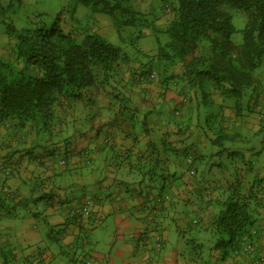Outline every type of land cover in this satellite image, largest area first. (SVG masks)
Instances as JSON below:
<instances>
[{
	"label": "trees",
	"instance_id": "16d2710c",
	"mask_svg": "<svg viewBox=\"0 0 264 264\" xmlns=\"http://www.w3.org/2000/svg\"><path fill=\"white\" fill-rule=\"evenodd\" d=\"M71 1L89 8L97 20L105 18L107 28L117 30L120 43L108 41L96 27L67 31L63 12L50 28L18 33L12 55L0 57V137L6 138L0 148L11 151L9 157L18 151L23 157L43 151L39 167L62 170L60 174L71 170L74 151L79 155L103 151L106 161L126 164L147 181L148 188L156 189L155 214L171 198L170 193L161 196L163 192L184 186L185 202L198 213L193 222L198 230L211 234L209 242L221 253V260L233 253L253 252L256 226L264 213V167L260 172L251 169L253 160L248 158L252 155L234 143L245 136L237 124L247 121L258 105L262 107L258 123H264V94L256 91L255 77V71L264 66V0H158L157 7L147 10H138L132 0ZM162 12L169 13L165 25L159 24ZM68 13L75 23L76 8ZM234 16L245 21L240 44L232 41L238 30ZM172 83L180 85L179 93L185 95L191 110L173 107L177 115L184 113L175 123L168 122L163 112L169 102L152 100L165 97ZM135 92L146 102L142 106L133 103ZM227 108L236 119L231 130L222 125ZM202 111L207 122L204 129L215 133L211 144L236 157V173L221 165L214 174L216 183L206 175L198 178L199 164L207 155L188 143L190 134L169 130L171 124L190 126L193 112L198 122ZM262 128L258 124L249 129L255 133ZM87 134L88 146L79 149L76 138ZM5 164H0V171L13 174V164ZM183 167L191 181L183 179ZM177 175L181 185L176 183ZM41 185L37 189L43 192ZM155 236L154 248L159 250L163 236ZM194 245L193 253L201 255L205 244ZM9 257L10 253L4 254V264H11Z\"/></svg>",
	"mask_w": 264,
	"mask_h": 264
},
{
	"label": "crops",
	"instance_id": "0c3cea01",
	"mask_svg": "<svg viewBox=\"0 0 264 264\" xmlns=\"http://www.w3.org/2000/svg\"><path fill=\"white\" fill-rule=\"evenodd\" d=\"M77 152L72 154L71 170L60 174L62 170L55 172L39 167L37 163L43 151H36V157H23L19 151L9 157L11 151L0 148V164L5 161V165L14 166L9 176L0 171L3 219L0 230L4 232L0 233V244L12 248L11 261L17 264H210L206 261L208 255L217 264L220 261L255 264L264 256V213L256 226L258 242L253 252L233 253L221 260V253L213 250L211 244L210 253L206 254L204 248L201 255H195L187 244L179 248L173 244L167 246L173 231L165 226L178 216L177 206L168 203L155 214L154 200L159 193L148 188L147 181L138 178L129 166L106 161L103 151H84L80 155ZM262 167L264 162L259 168ZM41 183L43 192L37 189ZM176 191L179 195L176 202H185L186 188L179 186ZM45 193L44 199L33 201ZM86 200L92 202L91 215L71 217ZM23 205H27L25 213L17 210ZM107 220L115 228L111 242L107 243L111 248L105 251L100 249L103 241L92 233ZM157 220H164L161 227H157ZM179 221L178 233L182 234V229L190 228L189 220ZM157 234L163 236V244L156 251ZM91 235L93 239L89 238Z\"/></svg>",
	"mask_w": 264,
	"mask_h": 264
},
{
	"label": "rangeland",
	"instance_id": "374dc122",
	"mask_svg": "<svg viewBox=\"0 0 264 264\" xmlns=\"http://www.w3.org/2000/svg\"><path fill=\"white\" fill-rule=\"evenodd\" d=\"M132 4L136 6L138 10H147L150 9V6H156L158 4V0H132ZM76 8V20L75 23L78 25L76 26L75 23H73L69 17L68 9L71 8ZM63 12V15L65 17L62 19L63 20V26L64 28L69 31L71 30V27H83V28H89L90 30L92 29H98L99 32H101V35L107 39L108 41L114 43V44H119L120 43V38L117 30L111 26L107 28V20L104 18H101V20H97L96 16L92 14V11L89 8H86L85 6L72 2L71 0H0V57L1 58H6L7 56H11V48L14 42L16 41L17 34L27 30V29H32L34 27H42L44 26L45 28H50L55 20L57 19L58 15ZM169 21V13L168 12H162L160 15V25H165ZM35 22V25H34ZM109 22L108 24H110ZM234 25L237 27L236 29L237 32L232 36V41L235 44H240L242 42V33L241 30L244 28L245 21L244 18L234 16L233 19ZM165 41L167 40L166 37H164ZM152 40L154 41V38L152 36ZM147 42V41H146ZM144 43V42H143ZM155 42H153L154 44ZM156 44V43H155ZM157 45V44H156ZM145 46V43H144ZM146 49L148 51V46L146 43ZM128 48L131 49L129 46ZM255 77L258 80V86H257V92L259 94H264V66L259 67L255 71ZM118 85L119 83L116 82ZM179 84L176 86L175 84L172 83V86L167 90L165 97H159L160 99H152L154 101L160 102V101H165L169 102L168 104L165 105L167 107V111H163L167 113L166 119L168 122H174V119H179L182 112L180 114H176L175 111H172L173 107L178 106L182 110H189V102H185L184 100L185 95H181L179 93ZM133 98V103H138L139 105L146 103V102H141L140 99L141 97L137 94V92L132 95ZM142 100V99H141ZM249 100V99H248ZM248 100L245 102L244 106L247 104ZM182 102H184L182 104ZM142 106V105H141ZM150 104L147 103V110L150 108ZM262 109L261 106H256L254 108V112L250 113V117L247 119V121H241V126L240 123L237 124V130L239 132H243L245 135L242 140H237L234 144V146L238 147L240 150L245 149V151H249L248 155H252V159L249 156L248 160H253L251 161L252 168H255V172L259 169L260 166H262V163L264 162V123H258V117L260 110ZM191 110L188 111V113ZM203 112V111H202ZM184 115V113H182ZM192 115V121L190 126H187L185 128L186 124H183L179 128V124H171L169 127L170 131L173 132H178L179 129L185 131V135L188 136L190 134V140L188 141L189 144L194 145L195 147H198L201 149V152H205L207 155V158H205L204 161L199 164V173H198V178H203L206 175V178L214 183H216V177L215 173L219 170L221 165H227L230 167L231 171L233 174L236 173L237 171V166L235 163V155L232 154L231 151H226V154L224 152L223 154V147L221 148L220 146L216 144H211V141L215 138V133L212 129H208L206 131L207 127V122L205 119V112H203L201 119L197 122L196 119V113H191ZM183 117V116H182ZM196 119V120H195ZM176 120V121H177ZM235 116L232 113L231 109L227 108V111H225V117L222 122V125L225 126L228 130H231L234 125H235ZM177 123V122H176ZM101 124V123H100ZM161 124H166V121L164 122L161 118ZM258 124L261 126L262 130L260 131H255V133L250 131V127H255L258 128ZM99 127V125H97ZM96 126V127H97ZM205 128V129H204ZM78 129V128H77ZM80 129V127H79ZM178 129V130H177ZM78 131V130H77ZM168 131V130H167ZM206 131V132H204ZM233 131V130H232ZM79 132V131H78ZM80 133V132H79ZM94 133V131H93ZM89 136L90 134H87L85 136H81L76 138L78 139V147L79 149H85L88 144H89ZM156 137V141L158 140L159 136L156 134L154 135ZM104 139V135L101 137ZM6 138L5 136L0 137V147L1 145L5 142ZM160 143V142H159ZM161 144V143H160ZM177 146H180L177 144ZM230 148V147H229ZM227 148V149H229ZM228 153V154H227ZM214 156V157H212ZM223 161L224 163L220 164V162ZM256 162V163H255ZM99 164V163H98ZM256 164V166H255ZM259 164V165H257ZM225 170V169H223ZM181 172L182 177L185 181H191L190 177H188L189 171L186 170V167H183ZM248 176H251V171ZM179 177V182L176 181L178 185L180 184L181 178L180 175H177ZM157 182L161 185V180H157ZM1 188V187H0ZM156 190V189H155ZM1 191V190H0ZM171 194V198L168 200L170 204L176 205V211L178 216L173 220V223H167L165 228L167 230H172V238H171V243L167 244V246H170L171 244L179 247H183L184 245H189L192 249V251H195L194 248H196V245L200 242L205 244V252L206 254L210 253V242L209 240L211 239V234L209 232L203 231V230H198L197 226L194 224L196 220V216L198 215L197 212L193 209L192 206H189V204L183 202L180 203L179 201L176 202L177 197H179L178 192L176 190H168L165 191L161 194V196H164L166 194ZM188 194V193H187ZM159 195V194H158ZM157 195V197H158ZM30 205V204H28ZM17 210H20V212L25 213V208L24 206H19L17 207ZM185 218L189 220V229H182V234L178 233V230L180 229V221L179 219ZM176 220V221H175ZM194 221V222H193ZM162 222V223H161ZM164 220H157L156 224L157 227H161L163 224ZM0 223L3 225V219L0 213ZM110 224V226H109ZM114 224L112 225V221L107 220L104 224L99 225L94 231L93 235L98 237L101 242L100 243V249L102 250H109L111 247L107 243L112 238V232L114 230ZM4 233L3 231L0 230V233ZM179 234V236H178ZM92 237L89 236V238L93 239ZM0 237V242H1ZM194 239H197L196 242H192ZM111 242V241H110ZM254 242H258V238L254 237ZM12 248H5V246H2L0 244V264H4V254L10 253ZM157 251V250H156ZM210 257V256H209ZM207 255L206 261H210L209 263L211 264L212 259L209 258ZM209 258V259H208ZM9 262L11 264H17L16 261H11V257L8 258ZM201 262V261H200ZM212 264H217L215 261ZM220 264L221 263L220 261ZM257 264V263H255ZM263 264V263H259Z\"/></svg>",
	"mask_w": 264,
	"mask_h": 264
},
{
	"label": "built area",
	"instance_id": "2783aa9c",
	"mask_svg": "<svg viewBox=\"0 0 264 264\" xmlns=\"http://www.w3.org/2000/svg\"><path fill=\"white\" fill-rule=\"evenodd\" d=\"M65 164V161H62L61 162V165H64ZM3 173L6 175V176H9V172L8 171H5L2 170ZM165 199H169V196L167 195L165 197ZM91 207H92V202L91 200H86L84 202V204L82 205V207L80 206L78 209H76L72 214H71V217H74V216H79L81 218H88L90 215H91ZM157 247H159V244H157ZM251 247L248 246V248L246 249L247 251H250ZM260 261H264V256H262L261 258H259Z\"/></svg>",
	"mask_w": 264,
	"mask_h": 264
},
{
	"label": "clouds",
	"instance_id": "9594fccd",
	"mask_svg": "<svg viewBox=\"0 0 264 264\" xmlns=\"http://www.w3.org/2000/svg\"><path fill=\"white\" fill-rule=\"evenodd\" d=\"M1 174V173H0Z\"/></svg>",
	"mask_w": 264,
	"mask_h": 264
}]
</instances>
